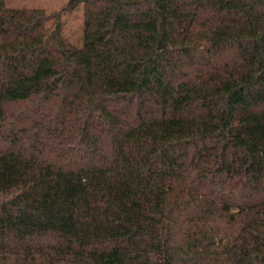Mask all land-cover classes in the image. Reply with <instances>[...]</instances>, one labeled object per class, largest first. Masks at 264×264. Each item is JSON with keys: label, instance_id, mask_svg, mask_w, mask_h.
I'll list each match as a JSON object with an SVG mask.
<instances>
[{"label": "trees", "instance_id": "obj_1", "mask_svg": "<svg viewBox=\"0 0 264 264\" xmlns=\"http://www.w3.org/2000/svg\"><path fill=\"white\" fill-rule=\"evenodd\" d=\"M78 4L0 0V264H264V0Z\"/></svg>", "mask_w": 264, "mask_h": 264}, {"label": "rangeland", "instance_id": "obj_2", "mask_svg": "<svg viewBox=\"0 0 264 264\" xmlns=\"http://www.w3.org/2000/svg\"><path fill=\"white\" fill-rule=\"evenodd\" d=\"M70 0H6L9 7H28L41 8L52 15L47 22L51 27L54 26L56 17L59 13L62 33L65 39L72 45L80 46L83 40L84 31V10L83 5L78 4L69 6ZM260 122V121H259ZM264 132V127L259 129L258 136Z\"/></svg>", "mask_w": 264, "mask_h": 264}]
</instances>
